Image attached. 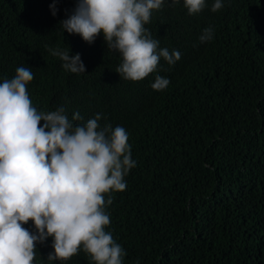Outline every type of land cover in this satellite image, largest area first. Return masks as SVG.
<instances>
[{
  "label": "trees",
  "instance_id": "16d2710c",
  "mask_svg": "<svg viewBox=\"0 0 264 264\" xmlns=\"http://www.w3.org/2000/svg\"><path fill=\"white\" fill-rule=\"evenodd\" d=\"M213 3L189 15L183 0H165L145 28L181 59L161 58L131 82L102 34L88 44L64 32L77 0H0V83L28 67L38 111L63 108L74 126L101 114V128L128 133L136 166L105 208L123 264H264V0H223L217 12ZM209 27L214 37L201 43ZM65 47L85 74L50 54ZM157 75L170 81L159 92ZM76 112L83 119L72 121ZM24 227L35 232L31 221ZM51 245H36L34 264H92L83 250L48 262Z\"/></svg>",
  "mask_w": 264,
  "mask_h": 264
},
{
  "label": "clouds",
  "instance_id": "9594fccd",
  "mask_svg": "<svg viewBox=\"0 0 264 264\" xmlns=\"http://www.w3.org/2000/svg\"><path fill=\"white\" fill-rule=\"evenodd\" d=\"M178 2L171 0L172 6ZM164 3L77 0L60 25L88 44L102 34L107 47L122 58L116 73L139 82L156 72L161 58L170 66L181 59L178 50L160 49L145 28ZM183 6L195 15L205 0H183ZM223 6V0H214L211 11ZM213 37L209 27L199 40ZM49 51L65 71L85 74L79 54L70 57L67 47ZM33 79L32 70L20 66L14 78L0 83V264H34L36 245L49 237L53 251L48 262L68 261L83 250L92 264H123L126 253L105 230L111 223L105 208L113 202L108 194L126 190L125 177L136 166L128 133L121 126L101 128V114L74 126L63 108L38 111L27 88ZM169 83L157 75L151 87L159 92ZM81 119L79 112L72 116V121ZM29 221L34 233L24 227Z\"/></svg>",
  "mask_w": 264,
  "mask_h": 264
}]
</instances>
